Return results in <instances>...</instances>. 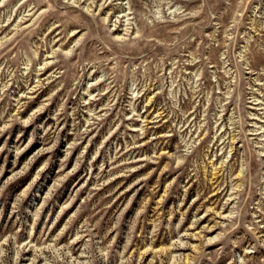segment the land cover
<instances>
[{
  "label": "rangeland",
  "instance_id": "rangeland-1",
  "mask_svg": "<svg viewBox=\"0 0 264 264\" xmlns=\"http://www.w3.org/2000/svg\"><path fill=\"white\" fill-rule=\"evenodd\" d=\"M0 264H264V0H0Z\"/></svg>",
  "mask_w": 264,
  "mask_h": 264
}]
</instances>
